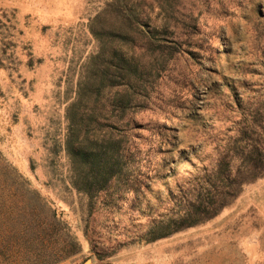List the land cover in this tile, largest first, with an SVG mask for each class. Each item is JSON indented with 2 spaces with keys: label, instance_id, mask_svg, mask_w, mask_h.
Segmentation results:
<instances>
[{
  "label": "rangeland",
  "instance_id": "1",
  "mask_svg": "<svg viewBox=\"0 0 264 264\" xmlns=\"http://www.w3.org/2000/svg\"><path fill=\"white\" fill-rule=\"evenodd\" d=\"M111 1L0 0V165L56 209L81 244L57 264H264V176L245 178L213 217L142 239L155 222L184 211L195 183L260 166L264 0L148 1L142 18L167 30L151 33L157 51L139 49L140 68L126 74H140L143 88L151 82L138 127L129 126L142 175L118 199L102 192L90 208L71 185L70 106L131 91L119 87L116 53L121 45L132 51L131 40L95 35L99 18L112 22Z\"/></svg>",
  "mask_w": 264,
  "mask_h": 264
},
{
  "label": "trees",
  "instance_id": "2",
  "mask_svg": "<svg viewBox=\"0 0 264 264\" xmlns=\"http://www.w3.org/2000/svg\"><path fill=\"white\" fill-rule=\"evenodd\" d=\"M148 1L112 0L107 7L113 13L114 24L105 22L104 18H99L95 24V28L99 29L95 31L97 36L108 34L131 40L132 51H127L122 45L116 50L121 71L118 76L123 80L119 87H129L130 93L119 92L114 98H102L104 101L101 102L96 97L93 101H79L70 106V128L75 138L69 144L77 163L71 185L88 197L90 208L100 203L102 192L118 199L120 196L117 194L122 193L123 185H128L132 180L138 181L142 175L144 157L134 145L129 126L138 127L137 116L149 100L147 88L151 82L147 81L148 85L143 88L141 82H145L140 74L134 79L126 74L140 68L139 49L157 51L154 42H150L154 39L151 33L162 35L167 30L166 25L160 27L151 19L145 21L142 18L144 14L148 15L147 8L153 4ZM108 13L104 9L102 15ZM154 72L147 69L149 76ZM101 87L95 86L94 94L98 96ZM250 153L246 157L251 161L254 156ZM238 174L241 177L230 179V175L228 177L220 170L213 173V179L209 177L202 184L195 183L189 192L195 193L193 196L196 197L190 200L184 197L188 201L184 211L176 213V218L155 222L142 239L152 242L193 226L201 219L213 217L245 178L249 175L264 176V157L260 166L249 164L241 168ZM81 250V244L59 219L57 210L43 201L14 169L9 170L1 164L0 264H57Z\"/></svg>",
  "mask_w": 264,
  "mask_h": 264
}]
</instances>
